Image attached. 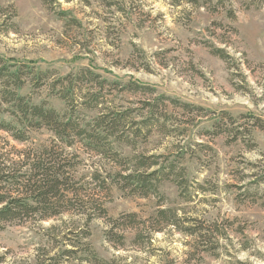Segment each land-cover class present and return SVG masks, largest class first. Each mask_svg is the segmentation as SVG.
I'll list each match as a JSON object with an SVG mask.
<instances>
[{"label":"rangeland","instance_id":"1","mask_svg":"<svg viewBox=\"0 0 264 264\" xmlns=\"http://www.w3.org/2000/svg\"><path fill=\"white\" fill-rule=\"evenodd\" d=\"M196 2L0 0V57L5 61L53 72V79L88 68L108 82L134 81L153 88L157 97L202 110L168 104L170 129L176 131L155 133L138 142L136 151L117 147L125 157L145 153L176 159L185 169L186 200L169 181L159 188L161 204L159 198L129 196L114 187L106 192L98 183L90 191L112 220L135 213L144 221L159 209H173L185 226L216 224V249L205 252L210 244H197L173 226L160 233L148 227L149 239L140 244H134V231L122 229L127 238L119 248L106 238L112 223L95 219L82 241L109 264H264V132L253 127L251 118L264 121V7L253 0ZM213 48L227 58L213 55ZM50 92L31 85L20 91L34 103L47 101L62 110L64 104ZM107 99L110 106L139 114V102L153 97L112 90ZM50 140L47 130L29 132L24 144L0 131V151L35 149ZM70 152L79 155L76 177L85 182L95 171L114 172L111 161L80 145ZM85 219L66 214L6 224L0 230V264H41L43 256L47 264H56L51 259L73 249L76 239L70 232L85 230ZM60 264L87 263L63 257Z\"/></svg>","mask_w":264,"mask_h":264},{"label":"trees","instance_id":"2","mask_svg":"<svg viewBox=\"0 0 264 264\" xmlns=\"http://www.w3.org/2000/svg\"><path fill=\"white\" fill-rule=\"evenodd\" d=\"M172 1L175 6L182 2L197 4L196 0ZM253 2L257 7H264V0ZM119 11L124 10L119 8ZM211 53L223 60L227 58L217 48H213ZM52 73L12 64L0 57V131L21 144L29 141L31 131L47 130L52 135L49 143L35 149L19 151L12 147L6 154L0 151V230L10 223L45 222L66 214L81 215L86 218L85 230L70 232L76 239L71 244L73 249L64 250L60 257L51 260L60 264L66 257L87 264H109L82 241L90 236L87 230L90 222L107 218L103 201L94 194L93 189L90 191L91 184L98 183L100 190L106 192L114 187L129 196L159 198L161 204L159 188L163 182L169 181L177 186L181 197L186 200L185 169L179 166L176 159L145 153L125 157L117 147L125 146L136 151L141 140L145 142L155 133L167 136L176 131L170 129L173 125L169 123L172 117L168 113V104L184 111L202 110L166 96L157 97L153 88L134 81L123 85L108 82L88 68L80 69L75 75L54 79L51 78ZM29 85L34 89L49 88L52 97L60 100L64 108L57 110L47 101L34 103L31 97L20 93ZM112 90L148 95L153 99L140 101L139 114H134L130 108L122 109L108 104L107 96ZM251 118L253 127L264 132V121ZM233 140L237 142L238 138L234 137ZM77 145L111 161L114 172L103 176L95 171L87 182L84 178L76 177L81 160L70 149ZM107 219L112 223L106 233L107 241L119 248L125 245L127 237L123 232L127 229L135 233L134 244H140L145 237L149 239L146 235L148 227L160 233L167 226L179 229L197 244L203 245L204 241L210 244L212 248L205 249V252L212 253L217 246L213 242L214 233H219L216 224L196 222L185 226V220L178 218L173 209H159L144 221L135 213L122 215L115 220ZM120 225L122 228H119ZM122 229L125 230L122 232ZM41 264H47L44 256Z\"/></svg>","mask_w":264,"mask_h":264}]
</instances>
